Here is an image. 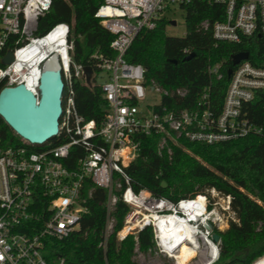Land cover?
<instances>
[{"label":"built area","instance_id":"2783aa9c","mask_svg":"<svg viewBox=\"0 0 264 264\" xmlns=\"http://www.w3.org/2000/svg\"><path fill=\"white\" fill-rule=\"evenodd\" d=\"M192 1L104 0L95 18L114 36L110 44L114 56L92 54L94 68L74 61L68 24L58 23L39 33V21L53 0H0L1 64L9 51L14 56L12 64L0 66V85H25L39 97L41 73L53 57L65 85L56 137L59 145L48 142L33 146L22 140L21 145L7 147L0 139V264H66L63 258L47 259L46 241L64 240L80 230L96 188L108 194L106 225L99 245L105 252L118 224L114 212L122 202L129 212L116 232L117 241L133 236L136 254L141 253L139 233L151 227L155 251L174 264H180V245L193 248L196 257L214 250L211 262L218 259L220 241L214 242L212 234L215 229L222 231L223 217L232 213L230 195L211 190L210 196L198 194L173 202L144 189L135 191L128 174L140 156L142 136H160L159 155L169 156L180 139L215 145L264 136L263 128L251 121L247 110L256 94L264 91V67L252 65L249 59L236 65L218 111L207 90L193 106L178 109L174 97L186 98V91L161 89L146 80L144 66L127 61L137 36L157 28L169 3L182 6ZM213 1L225 7L223 21L212 28L216 40L232 44L256 36L264 40V0ZM203 27L207 29L209 24L205 22ZM49 45L58 51L49 54ZM87 67L92 71L89 81L84 72ZM210 71L222 78L218 67ZM79 82L100 88L106 110L99 125L77 110ZM165 98L170 106L164 104ZM208 223L213 229L207 228ZM254 264H264V255Z\"/></svg>","mask_w":264,"mask_h":264},{"label":"trees","instance_id":"16d2710c","mask_svg":"<svg viewBox=\"0 0 264 264\" xmlns=\"http://www.w3.org/2000/svg\"><path fill=\"white\" fill-rule=\"evenodd\" d=\"M104 0H53L51 9L39 21V33L44 34L58 23L71 27L74 61L86 66L92 54L113 57L110 44L114 36L96 19L95 14ZM185 12L186 35L168 36L166 18L160 19L155 30H143L133 42L126 59L145 67L146 80L163 90L187 92L186 98L174 97L178 109L193 106L207 90L213 108L220 110L228 90V71L235 68L233 55L248 52L249 62L264 67V40L254 37L242 44L221 42L213 36V25L223 21L225 7L213 0H193L182 5ZM209 27L205 29L203 24ZM194 54L190 60H185ZM0 66H2L0 62ZM218 67L222 76L211 74ZM95 68V66H94ZM4 85H0V92ZM76 107L87 120L101 123L106 104L98 86L76 85ZM170 100L164 99V104ZM251 121L264 130V91L256 94L248 106ZM0 139L3 145H21L22 139L0 117ZM160 136H142L140 156L128 168L135 191L147 190L153 195L178 202L198 194L210 196L215 190L231 198L235 220L228 229L214 232L220 235L219 257L213 264H254L264 255V136L251 135L236 141L215 145L191 143L180 139L173 146L172 155H159ZM53 146L60 139L50 141ZM38 149V147L36 148ZM165 182L167 187H163ZM107 191L96 188L89 201V211L81 228L64 240L49 239L45 252L49 261L63 258L66 264H138L134 261L136 241L129 236L119 243L116 232L122 229L129 208L122 202L114 212L115 233L109 238L106 252L99 247L107 219ZM139 250L143 254L155 252L151 227L138 235ZM197 253L188 246L180 250V264L194 260Z\"/></svg>","mask_w":264,"mask_h":264},{"label":"water","instance_id":"95a60500","mask_svg":"<svg viewBox=\"0 0 264 264\" xmlns=\"http://www.w3.org/2000/svg\"><path fill=\"white\" fill-rule=\"evenodd\" d=\"M170 25L176 26L177 21H170ZM250 56L248 52L233 55V66L248 60ZM193 57L194 54H191L185 60ZM13 61V53L9 51L2 60V65H10ZM84 72L89 81L91 68H85ZM232 73L230 69L228 77H231ZM39 83V97L25 85L6 87L0 92V117L18 137L33 146H42L59 136L63 116L65 85L61 69L45 68L41 73ZM162 186L167 187V184L163 182ZM207 226L209 230L213 229L211 223ZM212 240L218 243L220 235L213 233Z\"/></svg>","mask_w":264,"mask_h":264},{"label":"rangeland","instance_id":"374dc122","mask_svg":"<svg viewBox=\"0 0 264 264\" xmlns=\"http://www.w3.org/2000/svg\"><path fill=\"white\" fill-rule=\"evenodd\" d=\"M163 17L169 22L172 20L177 21L176 26L170 24L167 26L166 33L168 36L184 37L186 35L185 12L182 10L181 6L169 3L163 13ZM235 218L233 212L225 215V217H223V222L220 225L221 230L225 231L228 229L230 221L235 220ZM134 258V261L138 264H174L172 259L160 255L157 251L149 252L148 254L138 253ZM208 261H210L209 252L205 255L198 254L190 264H206Z\"/></svg>","mask_w":264,"mask_h":264},{"label":"bare ground","instance_id":"6f19581e","mask_svg":"<svg viewBox=\"0 0 264 264\" xmlns=\"http://www.w3.org/2000/svg\"><path fill=\"white\" fill-rule=\"evenodd\" d=\"M48 51L47 52H49V54L50 53H56L57 51H58V49H56L54 46H52V45H49V47H48V49H47ZM64 51V50H63ZM49 59H50V57H49ZM57 66V60H56V57H53L52 59H50L47 63H46V68H54V67H56ZM171 225H173V223H171ZM186 245H180V250L183 248V247H185ZM180 250H179V252L177 253L178 255H177V258L179 259V254H180ZM216 254V251H214V250H212V252H211V254H210V261H208V262H206V264H209L212 260H213V258H214V255Z\"/></svg>","mask_w":264,"mask_h":264}]
</instances>
